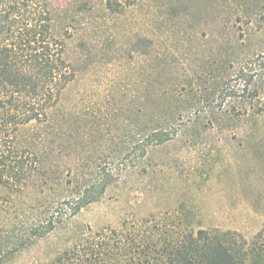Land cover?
Instances as JSON below:
<instances>
[{
  "label": "trees",
  "instance_id": "1",
  "mask_svg": "<svg viewBox=\"0 0 264 264\" xmlns=\"http://www.w3.org/2000/svg\"><path fill=\"white\" fill-rule=\"evenodd\" d=\"M67 1L0 0V264H246L229 232L140 241L74 221L157 148L261 126L264 0H162L170 30L128 48L135 89L108 83L89 105L69 40L78 61L100 45L77 28L94 0ZM101 1L120 15L146 0Z\"/></svg>",
  "mask_w": 264,
  "mask_h": 264
},
{
  "label": "rangeland",
  "instance_id": "2",
  "mask_svg": "<svg viewBox=\"0 0 264 264\" xmlns=\"http://www.w3.org/2000/svg\"><path fill=\"white\" fill-rule=\"evenodd\" d=\"M54 1L58 7L68 2ZM155 5L160 7L162 0H146L116 15L94 0V11L79 17L77 28L100 45L91 48V58L78 61L76 43L69 40V54L81 69L78 102H99L112 82L135 89L141 68L128 54L131 42L137 34L162 35L171 28L165 10ZM248 127L253 135L177 139L157 148L148 167L132 169L74 225L124 231L140 241L178 237L189 229L229 232L247 243L246 264H264V121L259 128ZM31 258L25 263L33 264Z\"/></svg>",
  "mask_w": 264,
  "mask_h": 264
}]
</instances>
